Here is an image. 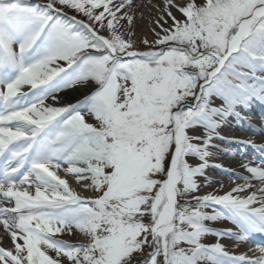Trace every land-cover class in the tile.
I'll return each mask as SVG.
<instances>
[{
  "label": "snow or ice",
  "instance_id": "1",
  "mask_svg": "<svg viewBox=\"0 0 264 264\" xmlns=\"http://www.w3.org/2000/svg\"><path fill=\"white\" fill-rule=\"evenodd\" d=\"M255 103L264 0H0V264H264Z\"/></svg>",
  "mask_w": 264,
  "mask_h": 264
},
{
  "label": "bare ground",
  "instance_id": "2",
  "mask_svg": "<svg viewBox=\"0 0 264 264\" xmlns=\"http://www.w3.org/2000/svg\"><path fill=\"white\" fill-rule=\"evenodd\" d=\"M139 34H140V30H139V28H138V36H139ZM81 91H82V90H81ZM71 95H72V96H76V95H78V93H72ZM237 121H238V120L235 119V118H230L229 121H228V122H230V124L227 123V124L225 125V127L222 129L221 134H222L223 136H225V133H227L228 131H233V132H234L235 129H232V124H236ZM228 127H230V128H228ZM227 129H228V130H227ZM218 143H221V142H218ZM224 143L227 144V145H229L227 142H224ZM217 157H218V159L215 160L216 163H222V164H224L225 166L234 169L237 173H241V172L244 171V170L240 167L241 162L236 163V162H235V158L232 157V159H231V157H229V155H226V154L224 155V153H221V151H219V152L217 153ZM240 161H241V160H240ZM210 174L212 175V177H213L214 180H222L226 187L229 186V185L232 183V181L229 180L228 177L218 179L217 177L220 176V174H221V173H219L218 170L215 171V172H211ZM236 182L238 183V182H240V181H236ZM216 186H217L216 184H213V185H212V187H216ZM211 190H212L211 187H209V188H204V189H203L204 192H208V191H211ZM227 246H228L229 248H232V242H230V241L227 242ZM250 247H255V246H252L251 244H248V243H247V244L242 245L240 248L236 249V251H238V252H239V251H245V250H247V249L250 248Z\"/></svg>",
  "mask_w": 264,
  "mask_h": 264
},
{
  "label": "rangeland",
  "instance_id": "3",
  "mask_svg": "<svg viewBox=\"0 0 264 264\" xmlns=\"http://www.w3.org/2000/svg\"><path fill=\"white\" fill-rule=\"evenodd\" d=\"M215 240H216V237L215 236H212V237H210V236H207L205 239H204V243H213V242H215Z\"/></svg>",
  "mask_w": 264,
  "mask_h": 264
}]
</instances>
